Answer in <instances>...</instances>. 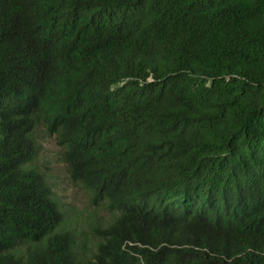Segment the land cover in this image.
Segmentation results:
<instances>
[{
  "label": "trees",
  "instance_id": "1",
  "mask_svg": "<svg viewBox=\"0 0 264 264\" xmlns=\"http://www.w3.org/2000/svg\"><path fill=\"white\" fill-rule=\"evenodd\" d=\"M0 264H264V0H0Z\"/></svg>",
  "mask_w": 264,
  "mask_h": 264
},
{
  "label": "rangeland",
  "instance_id": "2",
  "mask_svg": "<svg viewBox=\"0 0 264 264\" xmlns=\"http://www.w3.org/2000/svg\"><path fill=\"white\" fill-rule=\"evenodd\" d=\"M40 130L37 135L38 154L33 165L60 205L65 226L74 231L80 249L91 255L97 243L94 230L107 223L109 214L103 205L92 203L88 190L71 182L55 136L47 135L42 128Z\"/></svg>",
  "mask_w": 264,
  "mask_h": 264
}]
</instances>
